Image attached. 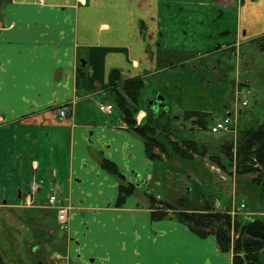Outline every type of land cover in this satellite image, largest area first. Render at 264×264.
<instances>
[{"label": "crops", "instance_id": "crops-1", "mask_svg": "<svg viewBox=\"0 0 264 264\" xmlns=\"http://www.w3.org/2000/svg\"><path fill=\"white\" fill-rule=\"evenodd\" d=\"M210 1L235 8L238 17L234 42L218 50L234 52L264 37V0ZM161 5L164 0H0V216L20 230L32 222L45 235L43 245L55 247L71 264H233L213 236L201 238L176 219L151 217L149 197L158 194L153 175L161 174L159 163L167 155L156 165L148 159L143 140L116 106L125 81L140 77L145 88V79L157 76L163 84L168 80L159 75L177 65L190 66H182L176 80L191 107L215 92L216 85H201L194 76L207 66L201 60L215 54L202 49L214 34L203 27L183 33L179 40L189 37L194 44L177 51L170 45L177 34L158 22ZM216 67L211 64L204 74L216 76ZM203 86L207 94L201 93ZM157 94L166 106L164 113L152 110L161 119L163 133L157 130V138L168 156L181 159L165 136L180 145L204 142L196 136L209 135L210 127L197 134L193 119L187 127L181 118L190 111L210 115L212 98L206 106L171 115L165 95ZM99 103H112L113 113L100 112ZM63 105L69 116L59 120L56 109ZM145 115L146 109L137 112L136 125ZM105 161L120 177L103 168ZM127 185L133 192L118 204L119 188ZM51 191L57 194L55 204L41 205ZM59 206L69 209L65 230L57 223ZM38 247L41 241L32 248Z\"/></svg>", "mask_w": 264, "mask_h": 264}, {"label": "rangeland", "instance_id": "rangeland-1", "mask_svg": "<svg viewBox=\"0 0 264 264\" xmlns=\"http://www.w3.org/2000/svg\"><path fill=\"white\" fill-rule=\"evenodd\" d=\"M164 1L165 7L162 5L159 7L158 22L161 27H169L177 34L178 40L170 44L177 47V51L183 46L190 50L194 44L188 39L189 37L180 41V38H184L183 33L191 35L193 31L194 33L201 31V27H203L208 29L207 32L214 34V40L202 49H206L205 52L215 51V54L212 56L213 58L208 57L201 60L207 66L200 69L199 76L197 74L194 76H196L195 79H202L201 85L211 82L212 85H216L212 88L216 89L215 92L207 94L205 87H201V93H206L207 97H200V103L191 107L187 97L183 96L181 92V82L177 83L176 78L181 75L182 69L180 68L183 66L177 65L168 70L167 74L159 75L163 79H167L168 82L164 80V83L160 84L157 76H149L145 79V88L141 98L143 104L150 107L149 101L153 100L159 92L165 95L166 104L170 107L169 113L177 115L181 114L186 107L199 108L202 103L206 106L205 103H208L210 97L212 101L208 105L212 111L211 119L216 121L215 118L218 119L220 115L222 117L229 112L235 121L237 130L233 133L218 131L211 134L208 132L209 135L200 132L201 135L199 137L197 135L196 138L208 142V146L204 142L198 145L202 154L196 156L194 161L178 159L171 154L165 158L162 164L159 163L158 169H161V174L153 175L157 182L154 180L152 183L155 193L158 192L157 195H154L155 201L160 205V202L168 203L176 211L193 212V210L208 205L213 210L229 211L240 220L246 221V217L255 216L264 220V205L260 206L261 200L258 196L260 194L259 187L252 183V179L257 175L255 173L235 175L234 161H231L232 168H230L222 151V143L231 139L234 141L240 129L255 127L264 122V37L256 43H244L238 46V50L235 49L234 52L225 47L218 50V45L226 46L235 40L238 18L235 8L231 10L217 4L211 5L210 0ZM163 42L164 40L160 38L159 43ZM175 60L178 61L174 58ZM196 63L199 64V61ZM213 63L217 64L215 70L218 71V74L216 76H211L210 73L204 74ZM183 67L189 68L190 66ZM188 72H184L185 80H189L191 76L188 75ZM183 83L188 84L187 81ZM236 83L246 85L244 88L249 91V94L238 93L237 95ZM214 98L216 100H213ZM243 100L247 102L245 106L241 105ZM219 103H221L220 106L217 105ZM140 108L144 109L145 106L141 104ZM237 109L241 110L240 114L236 111ZM165 120L166 118L162 119L163 122ZM158 121L161 119L159 118ZM181 122H185L183 124L187 127L190 125L189 121L181 120ZM195 130L197 134L199 131H203L197 126H195ZM220 138L227 140L217 142V147L213 148L216 140L219 141ZM201 146L204 147L201 148ZM210 156L218 158V160H213ZM242 203L245 204V208L236 211L235 208H240ZM233 206L235 208H232ZM161 207L163 206L161 205ZM166 214L167 217L175 219L172 210ZM20 227L21 230L16 225L4 224L0 216V264L72 263L68 257H65V254L57 252L55 247L49 246V244L43 245L45 235L37 232V228L32 222L25 224V229L22 225ZM40 241L41 248L37 251L32 250L31 247Z\"/></svg>", "mask_w": 264, "mask_h": 264}, {"label": "trees", "instance_id": "trees-1", "mask_svg": "<svg viewBox=\"0 0 264 264\" xmlns=\"http://www.w3.org/2000/svg\"><path fill=\"white\" fill-rule=\"evenodd\" d=\"M143 88L144 83L140 77L127 80L122 85L123 96L117 94L115 102L123 114L126 125L143 140L147 158L156 165L157 162L161 161V154L168 157L164 143L157 138V130L160 129L159 132L163 133L157 115H154L150 107L145 105L146 115L141 124L136 125L134 118L137 112L141 110L140 94ZM181 119L187 121L193 119L194 125L201 130H206L212 123L210 115L200 111L187 112L183 114ZM165 139L171 147L172 153L177 154L181 159L189 160L193 158L194 153L202 154V150L200 152L197 143L192 140L183 141L180 145L170 141L167 135ZM222 149L230 168H232L231 161H234L235 175L251 173L257 175L256 178L252 179V183L259 187L260 194L258 196L262 202H260V206L264 205V122L255 127L240 129L235 140L231 139L223 143ZM211 159L218 160V158L212 157ZM102 166L107 172L120 177L113 163L105 161ZM133 189L132 185L120 186L117 203L121 204L133 192ZM149 199L154 206L151 213L154 220L166 218V213L172 210L175 219L186 225L197 236L201 238L213 236L219 251L231 253L233 264H264L263 219L255 216L246 217V221L240 220L231 215L229 211L220 212L210 209L208 205L193 210V212L176 211L165 202H160L163 206L161 207L159 203H156L155 197L151 196ZM242 204L245 208V204ZM39 249L40 247H38Z\"/></svg>", "mask_w": 264, "mask_h": 264}, {"label": "built area", "instance_id": "built-area-1", "mask_svg": "<svg viewBox=\"0 0 264 264\" xmlns=\"http://www.w3.org/2000/svg\"><path fill=\"white\" fill-rule=\"evenodd\" d=\"M240 93L241 95H247L249 92L247 90H244L243 88H238L237 95ZM239 100V99H238ZM247 103L245 100L241 102L242 106H245ZM98 110L102 113L110 115L113 113V105L110 103H99L97 106ZM237 111V110H236ZM237 113V112H236ZM57 118L59 120L64 119L69 116V108L66 105H63L59 107L56 110ZM237 115V114H236ZM231 113L222 116L219 118L211 127L210 131L212 133H216L218 131H234L235 130V121H233L231 117ZM57 200V194L52 192L47 195V198L45 202L41 205L44 206H52L55 204ZM244 207L243 204H240V208L235 209L236 211H240ZM68 208L65 206H59L57 207V223L61 230H65L68 227Z\"/></svg>", "mask_w": 264, "mask_h": 264}, {"label": "water", "instance_id": "water-1", "mask_svg": "<svg viewBox=\"0 0 264 264\" xmlns=\"http://www.w3.org/2000/svg\"><path fill=\"white\" fill-rule=\"evenodd\" d=\"M152 103H154V107L152 109L154 112L157 111L159 108H162L163 110L166 109L165 100L161 94H157L153 100L149 101V104ZM32 249L35 250L36 248H32Z\"/></svg>", "mask_w": 264, "mask_h": 264}, {"label": "flooded vegetation", "instance_id": "flooded-vegetation-1", "mask_svg": "<svg viewBox=\"0 0 264 264\" xmlns=\"http://www.w3.org/2000/svg\"><path fill=\"white\" fill-rule=\"evenodd\" d=\"M230 45V44H229ZM231 48V47H230ZM230 48H228L227 47V49H230ZM231 50V49H230ZM226 68V67H225ZM221 78H222V76H221ZM240 84V83H239ZM244 87H246V85H238L237 83H236V88H244ZM153 107H154V103H152V104H150V109L152 110L153 109ZM160 112H162V113H164L165 112V110H163L162 108H159L158 109Z\"/></svg>", "mask_w": 264, "mask_h": 264}]
</instances>
